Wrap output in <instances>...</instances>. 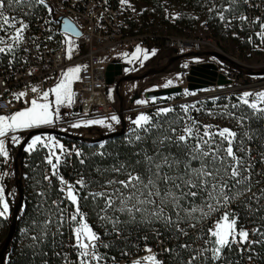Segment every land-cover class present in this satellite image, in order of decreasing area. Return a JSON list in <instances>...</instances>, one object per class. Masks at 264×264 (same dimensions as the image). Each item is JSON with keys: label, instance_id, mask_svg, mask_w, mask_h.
Instances as JSON below:
<instances>
[{"label": "trees", "instance_id": "16d2710c", "mask_svg": "<svg viewBox=\"0 0 264 264\" xmlns=\"http://www.w3.org/2000/svg\"><path fill=\"white\" fill-rule=\"evenodd\" d=\"M139 1L145 3L146 8L139 17L130 18L131 36H147L145 37V43L153 40L157 44H161L162 41L166 44V37L186 34V31L191 32L190 28L203 21L212 25L213 34L227 31L225 30L226 20H232L239 27L238 18L246 10L245 0H239L238 3H230V0ZM167 7L177 12L175 18L167 16ZM6 14L10 18L15 17L17 21H23L24 24H31L41 16L40 4L32 0L30 5H13L6 9ZM221 15H223V19H221ZM155 23L167 26L171 34L163 36L143 35L146 34L145 32H150L151 29L155 30ZM18 26H21V24L17 23L15 27ZM12 29L4 26V30H0V36L7 35ZM55 37L57 41L61 40V37L57 34ZM235 40L240 42L238 38H235ZM9 48L12 50L8 51ZM9 48H5V51L0 53V69L14 65L17 62L16 46ZM246 48H250V45H246L244 49ZM198 55L204 57L211 54L205 52ZM224 62L226 66L231 68V73L236 77L237 82L242 83V80H244L247 83H253L250 77H244V67L234 62ZM180 71L187 72L185 69ZM254 74L251 71L249 75L253 76ZM241 97L240 94H234L211 102H198L191 105L184 101L169 104L168 101L173 97L168 96L162 98L168 104L163 106L154 104L145 110L144 115L149 116L151 124L155 125L147 133L142 129L134 131L136 126L132 124L131 127H124V131L110 133L98 140H87L78 137H72L71 139L58 138L64 144H74L73 153L59 164L58 170L59 174L65 178L73 180L80 177L84 180L86 187L79 186L77 193L80 199L81 212L92 231L97 233L99 229L104 231L113 229L114 234L120 232L124 239L117 242L116 247L118 250H125L131 246V242L133 244L143 243L144 238L153 240L156 235L155 230L159 228V232L162 233V237L171 248L169 263L187 264L191 249L181 247L184 235L177 232L173 226L166 224L163 219L152 217L150 215L151 205H139L145 211L134 213L136 219L133 220L126 211L120 212L113 209L102 211L105 206L104 198L100 196L93 197L91 193H112L114 189L121 188L122 186L119 184L109 186L106 182L108 180H127L126 172L138 173L147 180L145 153L148 155H156L157 153L170 155L173 159L181 161L179 169H182L183 161L186 159V146L183 143L176 142V137L185 134L184 129L186 126H193L194 136L189 139V145L197 143V132L202 135L205 130L214 132L224 128L237 132V142L243 140L244 146L251 149L248 154L239 152L238 155L243 156L246 162L251 163L253 166L250 173L252 192L233 200L227 208L217 206L216 210L211 211L204 206L206 195L203 193L194 199H183L181 204L185 208L204 207V211L208 214L204 216L200 212H196L181 226H184L188 232L197 229L204 235V239L209 240L212 248L214 237H209L208 229L210 225L218 218L220 219V216L226 211L231 216V211L234 209L238 211L240 216L236 223L238 228L242 225H245V228L253 225L260 229V233H264V196L260 194L261 190L264 189V113L251 109L242 102ZM249 102L258 103L255 97H250ZM260 106L264 107V104ZM162 109H171V111L164 114L160 111ZM220 110L223 112H219ZM207 111H211L212 114H208ZM219 121H223L224 128L219 126L222 125ZM172 129H175V132ZM245 132H247V136L242 135ZM137 134L141 136L140 140L135 139ZM165 136L172 137V140H165ZM249 136L252 138L249 139ZM162 140L163 143L161 144L160 141ZM215 140L217 144L221 142V138L218 136L215 137ZM101 144H103V147H100ZM224 146H227L226 142ZM235 147L236 145H234V150ZM47 157L48 153L44 149L19 155L17 166L20 168L22 175L17 181L18 195L11 205L10 216H0V252L7 239L11 224L15 225V231L7 250L0 256V264H62L57 255L62 251L64 243V236L60 233L61 229H59L64 224L61 219L63 210L62 206L53 204V200L59 198L56 177L52 175V182L50 183L46 182L44 178V170L48 166ZM137 161H140V163H137ZM120 165H124L121 171L116 172L113 170ZM192 166L198 168L200 165L198 161H192ZM179 169L170 170L165 166L163 172L171 174ZM3 170V163L0 162V182ZM164 187L166 186L161 185V191ZM236 190L233 189L234 192ZM123 191L127 192L126 189ZM252 193H256L259 202L256 199H248ZM209 202L215 204V201ZM119 204L120 201L117 199L114 207ZM165 213L175 219L171 204L165 207ZM181 216H184L183 212H181ZM109 217H111V220L108 219ZM117 218L119 222L114 225L111 221ZM49 220H51V223H48L47 228H45V224ZM189 223L195 224L196 227H189ZM260 233H252L253 238L255 237V240L261 242L250 244V249L246 255L247 258L250 256V261L256 264H264V236ZM33 237H37V239L33 240ZM176 240L180 241L179 245L174 243ZM192 241L191 237L186 239L187 244L190 243L191 245ZM222 254V259L219 261H214L210 255L208 258L197 261L196 264H227L230 260L234 264H245L246 262L234 246L230 249L224 248Z\"/></svg>", "mask_w": 264, "mask_h": 264}, {"label": "built area", "instance_id": "2783aa9c", "mask_svg": "<svg viewBox=\"0 0 264 264\" xmlns=\"http://www.w3.org/2000/svg\"><path fill=\"white\" fill-rule=\"evenodd\" d=\"M245 7L246 10L241 16L247 17V20L238 18L239 28L232 20H226L225 22V30L233 38H239L241 31L247 35L256 34V32H259V28L264 26V0H247ZM40 14L41 16L31 24H26L23 39L16 45L17 62L14 65L0 69V115L11 116L15 114L21 104H27L33 99L39 101L42 93L47 90L50 79L75 62L68 58L69 50L64 39H70L76 46L85 49V53L78 58L79 61L83 62L82 71L79 73V79L72 85L75 93L73 105L77 113L82 117L111 115L112 105L107 97V67L120 57L129 41L147 37L128 36L127 20L131 18V14L127 11L124 0H45V4H40ZM58 17L67 18L72 22L80 35L73 37L66 33H59L56 22ZM202 30L203 33L194 34L186 31V34L168 36L166 37L165 47L175 49L179 54L214 51L227 56L228 54L224 53L215 38H213L212 25L203 21ZM55 33L61 37L60 41L56 40ZM231 58L239 66H245L239 64L234 57ZM212 62L217 64L216 60H206L201 63ZM261 77L262 79L257 83H245L239 88L213 91V93L218 92L213 95L228 96L235 93L243 96L245 92L264 90V74ZM213 87L217 89V87L224 88L225 86L216 85ZM33 88L38 91H32ZM21 93L24 95H20ZM203 95L207 96V93ZM190 100L189 98L188 101ZM58 169L59 167L57 168L59 173ZM45 176H49L50 182H52V168L50 165L44 170ZM55 177L58 183L59 198L53 200V204L62 206L61 219L64 223L59 228L61 229L60 233L64 236L63 248L56 255L60 258L62 264H79L78 253L80 249L75 247L74 235L79 224L70 219L75 212V206L68 199L66 184L61 183L60 177L67 184L75 186L76 191L80 186L77 181L82 178L71 180L60 174ZM45 180L50 183L49 180ZM231 213L239 219L240 216L237 210L233 209ZM218 221L220 220L217 219L210 225L208 229L209 237H212L209 230L215 229ZM181 227L187 232V235H184L181 241V247L187 244L186 239L188 237L193 240L191 245L190 243L187 244L189 245L188 248L191 249L188 260L193 255H199L197 250L211 249L209 240L204 239V235L197 229L188 232L184 226ZM240 228L244 229L245 225ZM256 229L257 227L254 228V231ZM155 232L156 235L153 240L144 238L143 243L133 244L131 242L128 249L118 250L116 243L124 239L123 235L120 232L114 234L113 229L105 231L99 229L96 233L100 238L96 241V252L102 258L99 264H143L148 262L146 257L150 255H155L160 264H170L171 251H166V249L171 248L162 237L159 228ZM255 233L257 232L255 231ZM115 236L116 238H114ZM237 239L239 240V237ZM249 239L253 240L252 233H249ZM174 243L179 245L180 241L176 240ZM249 245L238 243L232 246L239 250L240 255L244 258L243 260L246 261L245 264H256L250 261V256L249 258L246 256L247 251L250 249ZM148 249H151V252ZM210 255L211 251H204L198 259L192 261V264H196L197 261L208 258ZM92 264H97V262L92 261ZM227 264H234V262L230 260Z\"/></svg>", "mask_w": 264, "mask_h": 264}, {"label": "snow or ice", "instance_id": "6c2138e0", "mask_svg": "<svg viewBox=\"0 0 264 264\" xmlns=\"http://www.w3.org/2000/svg\"><path fill=\"white\" fill-rule=\"evenodd\" d=\"M38 4H45V0H35ZM127 2V0H125ZM239 0H230V3H238ZM247 2V0H245ZM32 0H0V30H4V26L15 28L16 24H21V27L16 29L14 41L19 42L23 39L24 29L27 27L23 21H17L15 17L10 18L6 14V9L12 7L13 5H30ZM221 15V19H223ZM240 19L247 20V17L241 16ZM262 39H264V33L260 34ZM4 43L0 39V44ZM12 49L9 48L8 51ZM5 49L0 47V52H4ZM140 48L137 47V55L133 59H139ZM154 54V53H153ZM68 58H71V46L69 47ZM144 59H147V54H144ZM82 71L81 67H73L67 69L60 82L50 90L51 94L54 95L55 101L54 105L49 101V92L45 91L42 93L39 102L33 99L31 107L27 110L18 111L11 116L0 115V157L5 160L8 157V151L5 144L4 137L8 136L9 133H15L23 129H30L33 127H39L41 125H51L54 120L58 118L59 107L61 105H71L74 102V95L72 85L79 79V73ZM172 81H168L165 87L170 85ZM32 91H38L33 88ZM20 95H24L21 93ZM250 97H255L257 102H249ZM19 98V97H17ZM244 104L248 105L251 109L259 113H264V91L259 93L245 92L241 97ZM137 103H146L145 101H137ZM162 113L166 114L171 111V109H162ZM187 111V109H185ZM160 114V113H158ZM111 121L115 123H120L117 116L113 115L110 118ZM242 119V118H241ZM89 123H99L107 127H111V124H107L105 120L99 121H89ZM132 123L136 126V130L142 129L145 133L151 131V127H155L151 124V118L147 115L141 114L138 118L134 119ZM150 125V126H149ZM79 124L73 125V127H79ZM175 132V129H172ZM185 134L176 137V142L183 143L186 146V159L183 161V168L179 169L181 161L178 159H173L170 155H165L162 153H157L156 155H148L145 153L144 161L147 165L146 172L148 173L147 180L144 176L140 174H134L133 172H126L127 180H108L107 185L119 184L122 187L116 188L112 193L107 192H97L91 193L93 197H103L105 200V206L102 211L107 209H113L114 211L127 212L133 220L136 219L134 213H143L145 209L139 207V205H151L152 210L150 215L156 219H163L166 224L173 226L177 232L182 235H187V232L181 224L184 223L188 218L192 217L194 213L200 212L202 215L206 216L208 213L204 211V207H192L185 208L181 204V200L186 198H196L201 195V193L206 195L205 207L210 211L216 210L217 206H222L227 208L228 204L233 200L241 197L246 193L252 192L251 187V163L246 162L243 156L238 155L239 152H244L245 154L250 153L251 149L247 148L243 144V140L237 142V132L224 128L217 133H212L205 130L202 135L198 132L196 133L197 143L195 145H189V139L193 138V126H186L184 129ZM242 135L247 136V132ZM221 138L219 144L216 143L215 137ZM251 139L252 137H248ZM136 140H140L141 136L137 134L135 136ZM165 140H172V137L165 136ZM13 142H18V138L15 135L11 136ZM50 140V138H49ZM226 142V147L224 146ZM163 143V140L160 141ZM37 144H44L45 147H49L44 140L37 136L28 146V150H31ZM234 145H236L234 150ZM53 147L56 145L53 143ZM61 151H63V146H59ZM103 147V144L100 145ZM79 155V153H77ZM103 155V154H102ZM55 157L58 162L60 157L54 152H51L47 158V163L52 166V175L58 176L57 171L58 164L53 163V158ZM192 161H198L199 167H193ZM83 163V161H81ZM140 163V161H137ZM167 166L170 170L179 169L178 171H173L170 173H164L163 168ZM124 165L114 168L116 172L121 171ZM45 179L49 180L50 177L45 176ZM61 183L66 184L67 187V197L71 203L75 206V212L70 217L72 221H76L79 226L75 229V247L79 248L78 253L79 264H92V261H96L97 264L101 261V257L97 254V244L100 238L92 231L87 222L84 219V214L80 209V199L75 186L67 184L66 181L60 177ZM81 187H86L83 179L77 181ZM161 185H165L163 191H161ZM243 186V187H240ZM127 190V192L123 190ZM187 189V191H185ZM233 189H237L235 192ZM63 191V189H62ZM3 188L0 187V216H5L8 212V204L3 199ZM261 196H264V189L261 190ZM43 195V193H41ZM155 197V198H154ZM120 201L118 206H115L116 200ZM249 200L258 198L256 193H252ZM209 201H215V204ZM55 203V202H54ZM171 204L175 214V219L171 215H166L165 207ZM62 211V210H61ZM181 212L184 216H181ZM79 217V220H78ZM103 218V217H102ZM108 219L111 220V217ZM238 217L231 215L227 211L222 216V220L218 221L215 229H210V235L214 237V247L211 249L197 250L199 255H202L204 251H211L212 259L214 261H219L222 259V253L224 248H231L233 244H253L260 243L261 241L250 240L249 232L244 229H237ZM114 225L118 223V218L111 221ZM51 223V220L47 221V224ZM189 227L195 228L196 225L189 223ZM256 232L260 233V229L257 228ZM264 236V233H260ZM239 237V240L237 239ZM37 237H33V240ZM184 248H188L189 245H182ZM151 252V249H148ZM166 251H171V249H166ZM199 255H193L187 264H192L193 260L199 258ZM148 264H160L156 260L155 255H150L146 257Z\"/></svg>", "mask_w": 264, "mask_h": 264}, {"label": "rangeland", "instance_id": "374dc122", "mask_svg": "<svg viewBox=\"0 0 264 264\" xmlns=\"http://www.w3.org/2000/svg\"><path fill=\"white\" fill-rule=\"evenodd\" d=\"M125 7L131 14V18H136L145 11L146 5L139 0H127V2H125ZM166 10L167 16L169 18H175L177 16V12L175 10H171L169 9V7H167ZM130 21V19L127 20V31L128 36L132 37ZM20 27L21 26L15 27L10 33H7V35L0 36V39L4 41V43L0 44V47L5 49L7 47L9 48L16 46L18 42L14 41L13 37L15 36L16 29ZM154 29L155 30L151 29L150 32H145L146 34L143 35L163 36L166 34H171V32L168 31L167 26L159 25V23H155ZM190 30L194 34L203 33L202 23L198 22L196 26H193L192 28H190ZM261 33H264V26H261L259 28V32H256V34L253 35H247L243 31H241L238 38L240 42H237L235 38L231 37L227 31H221L213 34V38H215V41L223 49L226 55L228 54L231 57H234L236 60H238L239 64L245 65L243 70L245 72L244 77H250L252 79L251 82L253 83H257L260 79H262L261 75H258L257 72H264V39H262L260 35ZM64 41L66 42L68 50L71 46V58L69 60L75 62L61 72L55 74L50 79L46 91L49 92V101L52 102L53 105L55 97L53 94H51L50 90L60 82L63 73L69 68L83 66V62L79 61L78 58L85 53V49L76 46L75 43L70 39H64ZM248 44L250 45V48L244 49V47H246V45ZM137 47H139L141 50V52L139 53L140 58L133 59V57L137 55ZM212 52L214 51H209L208 53ZM144 54H147V59L143 58ZM185 54H190V56L176 59V57L181 56L182 54H179L177 50L172 49L168 46L165 47L164 41H162L161 44H157L153 40L145 43V37L137 38V40L133 39L132 41H129L127 46L122 51L120 57L110 63L121 64L124 71L123 76L117 79L113 85L107 86L108 101H110L112 105L111 115H95L93 117H82L77 113V110L74 107L73 103L71 105L65 104L59 107L58 118L54 120L53 124L41 125L39 127H33L30 129H23L15 133H9L8 136L4 137L8 151V157L6 160L3 157H0V162L3 163L4 166L0 187L3 188V199L8 204V212L5 216H10L11 205L18 195L17 181L21 178L22 175L20 168L17 166V163L19 162L18 148L29 131L39 128H51L57 131L68 133L74 137L84 138L87 140H98L105 135H109L110 133L121 131L124 127H131V125L133 124L132 121L138 118L141 114H144L145 110L149 106H152L154 104L163 106L168 103L176 104L182 103L184 101L191 105H195L198 102H211L213 100L229 97L230 95L235 94H230L228 96H216L213 94H217L218 92L213 93V91L235 87L239 88L247 83L244 80H242V83L237 82L236 77L231 73V68L226 66L223 60L216 59L213 55L204 56L201 59L207 61L216 60L219 68L221 69V72L228 76V78L233 80V84H228L224 88L217 87L216 89L215 87H213L199 90L198 92H190L187 89L188 83L186 77L190 72V66L196 65L194 63L198 60V58L194 53ZM181 69H185L187 70V72H181ZM251 71L255 73L253 76L249 75ZM168 81H172V83L165 87ZM179 86L182 88L184 87L183 92L180 95H172L173 98H171L168 103L164 102L162 98H153V100H148L146 98L147 92ZM261 91L264 90H258L254 92L252 90L250 92L259 93ZM205 93L211 94H209L208 96H202V94ZM189 98L191 99L190 101H188ZM137 101H145L146 103H137ZM39 102L43 101L39 100ZM30 107V102L27 104H21V106L15 111V113L18 111L27 110ZM219 112L222 113L223 111L220 110ZM207 113L212 114L211 111H207ZM113 115L119 118L120 123L117 124L114 121L108 119ZM99 120H105L107 124H111V127H107L99 123H89V121ZM219 122L220 124H222L219 126L224 128L223 121ZM76 124H79L80 126L73 127V125ZM219 131L215 130L212 133H217ZM12 135H15L18 138V142H13L11 140ZM37 136H40L46 144H49V147H45L44 144H37L33 149L28 150V146L31 144V141ZM53 143L56 145L55 147L52 146ZM61 145L63 146V151H61L59 147ZM73 145L74 144H64L61 140L58 139V137L53 135H36L30 139L22 153H30L35 150L44 149L45 151H47L49 157L50 153L54 152L60 157V159L57 162L55 157L53 156V163H57L59 165L62 161L69 157L71 153H73ZM50 167L52 168L51 165ZM22 177L24 178V175ZM0 207H2V204H0ZM223 215L224 213L222 214V216ZM222 216H220V219L218 218V220L221 221ZM236 228L238 230L240 229L238 228V226H236ZM254 228L255 227L253 225H249L244 228V230H247L249 233L254 232V234H256ZM253 240H255V237L253 238ZM214 246L215 245L213 244L212 247ZM143 264H148V262Z\"/></svg>", "mask_w": 264, "mask_h": 264}, {"label": "water", "instance_id": "95a60500", "mask_svg": "<svg viewBox=\"0 0 264 264\" xmlns=\"http://www.w3.org/2000/svg\"><path fill=\"white\" fill-rule=\"evenodd\" d=\"M56 22L58 24V32L59 33H66L73 37H78L80 32L74 26L72 22H70L67 18L58 17L56 18ZM197 53L196 55L199 56ZM207 54V53H206ZM210 56H214L217 59H221L223 61L234 62V60L229 57L228 55L225 56L223 54L212 52ZM190 56V54H182L181 56L176 57V59ZM200 57V56H199ZM235 63V62H234ZM190 72L186 77L188 83V91L190 92H198L199 90H204L216 85L219 86H227L228 84H232V80L228 78L224 73L220 71L218 65L215 62L212 63H200L197 65L190 66ZM107 82L106 85H113L117 79L123 76V66L121 64H109L107 67ZM258 75H263L264 72H257ZM184 87H168V89H160V90H153L151 92L146 93V98L148 100H153V98H167L168 96L172 95H179L183 92ZM124 131V128L122 129ZM36 135H53L58 138H67L71 139L72 135L57 131L51 128H39L33 129L28 132L26 137L23 139L22 143L19 145L18 154L20 155L25 146L28 144L30 139ZM21 201V198H20ZM15 231V225L11 224L10 230L5 241V244L0 252V256L7 250L10 240L13 237Z\"/></svg>", "mask_w": 264, "mask_h": 264}, {"label": "crops", "instance_id": "0c3cea01", "mask_svg": "<svg viewBox=\"0 0 264 264\" xmlns=\"http://www.w3.org/2000/svg\"><path fill=\"white\" fill-rule=\"evenodd\" d=\"M144 9V8H143ZM197 58H198V60L194 63V64H199V63H201V62H203V61H206V60H203V59H201L202 57H198L197 56Z\"/></svg>", "mask_w": 264, "mask_h": 264}, {"label": "bare ground", "instance_id": "6f19581e", "mask_svg": "<svg viewBox=\"0 0 264 264\" xmlns=\"http://www.w3.org/2000/svg\"><path fill=\"white\" fill-rule=\"evenodd\" d=\"M215 93H216V92H215ZM209 94H211V93H207V96H208Z\"/></svg>", "mask_w": 264, "mask_h": 264}]
</instances>
